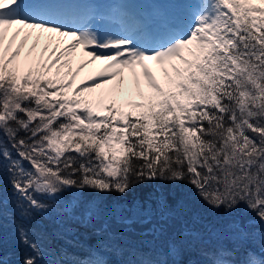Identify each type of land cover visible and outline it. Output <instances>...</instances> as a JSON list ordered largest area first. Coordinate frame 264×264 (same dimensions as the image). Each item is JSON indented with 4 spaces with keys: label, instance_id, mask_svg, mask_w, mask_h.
Listing matches in <instances>:
<instances>
[{
    "label": "snow or ice",
    "instance_id": "snow-or-ice-1",
    "mask_svg": "<svg viewBox=\"0 0 264 264\" xmlns=\"http://www.w3.org/2000/svg\"><path fill=\"white\" fill-rule=\"evenodd\" d=\"M156 182L255 213L210 228L220 243L201 264H264V0H0V219L11 206L21 220L55 215L73 247L68 221L98 238L77 255L17 222L22 264H184L201 234L158 244L154 223L183 200L157 187L105 208L85 195ZM137 223L152 225L146 251L124 235Z\"/></svg>",
    "mask_w": 264,
    "mask_h": 264
},
{
    "label": "trees",
    "instance_id": "trees-1",
    "mask_svg": "<svg viewBox=\"0 0 264 264\" xmlns=\"http://www.w3.org/2000/svg\"><path fill=\"white\" fill-rule=\"evenodd\" d=\"M27 163V162H25ZM157 187H161L166 193H169L170 204L175 205L177 201L183 200L184 208L177 211L174 215L186 224H192L191 226H178L175 232L166 230V236L161 238V241H157L158 244L166 243L168 237L180 238L181 233L185 231L200 233L199 239L189 237L192 246L187 249L182 260L184 264H201L204 257L201 255V251L208 249L220 241L211 236L209 229L219 228L221 225L230 222L231 220L239 219L241 222H246L250 219H255V213L249 212L246 207L241 204L232 212H225L223 208L214 209L198 197L192 195V188L187 184H161L156 182L155 184L140 185L127 194V196H120L118 193H112L108 196H99V194L86 193L87 199L100 200L101 206L105 208H111L114 204H127L131 205L134 199H143L149 192L154 191ZM174 194V195H173ZM83 208L77 210L78 213L82 212ZM76 212V213H77ZM53 215V220L55 219ZM53 220H42L40 217H33L31 220H21L16 216L11 206L5 209V214L0 219V264H22V259L26 253L30 250L20 244L16 236L17 222L23 223L30 229H36L38 232L43 233L49 240L52 246L57 249L66 248L70 253H76L77 255H84L81 247H87L94 245L97 242V236L94 234V230L91 226H85L78 220L68 221L66 227L72 229V234L68 236L69 241H73L81 247H73L70 243H65L64 239L57 238L55 233L59 229V225L53 222ZM154 222H157L154 220ZM136 224H133L132 228L135 230L125 233L124 235L130 241V246H134L143 250H147L149 241H152V236H141L139 233L144 229H136ZM254 228H259L257 223ZM119 230V229H117ZM252 229H250L251 231ZM259 240V237L256 238ZM249 247H253L255 251H259L258 244H252L249 241ZM48 259L47 253L45 260L40 264H46ZM115 259V257H113Z\"/></svg>",
    "mask_w": 264,
    "mask_h": 264
},
{
    "label": "rangeland",
    "instance_id": "rangeland-1",
    "mask_svg": "<svg viewBox=\"0 0 264 264\" xmlns=\"http://www.w3.org/2000/svg\"><path fill=\"white\" fill-rule=\"evenodd\" d=\"M83 2H87V3H104V4H107V3H115V2H117V0H82ZM83 70H85V69H83ZM82 70V71H83ZM94 71H95V69H94V67H93V65H90L89 67H88V71H87V74H83L82 75V79H81V81L82 80H86V77L87 76H89V75H91V74H94ZM80 81V82H81ZM80 82H78V83H80ZM27 164V163H26ZM80 213H76V215H79ZM156 221L157 222H154L155 224H157V226H159V225H163V227L166 229V230H168V231H171L172 233L173 232H175L176 231V229H177V227L178 226H191L192 224H186V222H184V221H181V220H179L178 218H176L175 216H171V217H169V219L168 220H166V221H160V220H158V219H156ZM254 226H257L256 224L254 225ZM121 227H123V226H116V230L117 229H119V228H121ZM131 228L133 227V226H130ZM150 227H152V225H142V224H136L135 225V228L138 230V229H144L143 231H145L146 229H148V228H150ZM133 230H135L134 228H132ZM143 231H141V232H143Z\"/></svg>",
    "mask_w": 264,
    "mask_h": 264
},
{
    "label": "bare ground",
    "instance_id": "bare-ground-1",
    "mask_svg": "<svg viewBox=\"0 0 264 264\" xmlns=\"http://www.w3.org/2000/svg\"><path fill=\"white\" fill-rule=\"evenodd\" d=\"M69 2H72V3H85L82 0H69ZM93 67H94L95 70H97L100 67V63L97 62L96 64L93 65ZM87 71H88V67L85 68V70L81 71L80 75L77 77V83L81 81L83 74H87Z\"/></svg>",
    "mask_w": 264,
    "mask_h": 264
}]
</instances>
